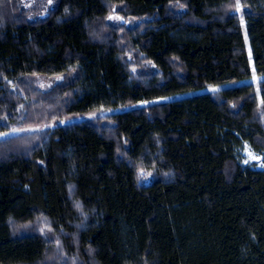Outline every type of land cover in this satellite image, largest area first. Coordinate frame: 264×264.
<instances>
[{
	"label": "trees",
	"instance_id": "obj_1",
	"mask_svg": "<svg viewBox=\"0 0 264 264\" xmlns=\"http://www.w3.org/2000/svg\"><path fill=\"white\" fill-rule=\"evenodd\" d=\"M18 1L0 134L57 124L0 139V264H264V0Z\"/></svg>",
	"mask_w": 264,
	"mask_h": 264
},
{
	"label": "rangeland",
	"instance_id": "obj_2",
	"mask_svg": "<svg viewBox=\"0 0 264 264\" xmlns=\"http://www.w3.org/2000/svg\"><path fill=\"white\" fill-rule=\"evenodd\" d=\"M18 2L20 4L21 8L28 12L30 20H36V19L45 17L47 15L49 9H51L53 7V0H19ZM236 12L237 13L241 12V7H240L239 3H237V5H236ZM107 20L111 21L112 23L125 24L129 27L130 26L133 27L137 23V22L133 21L132 19L127 20V19L123 18L122 16H120L114 12L111 13L107 17ZM246 47H247V52L249 53L248 45ZM251 59H252L251 54H249V62L251 65L252 75L248 80H244L241 83L256 85V84H258V82L260 80L264 79V76L260 77L254 73V69L252 67L253 63H251V61H252ZM140 64H142V63H140ZM143 66H145V65H143ZM27 81L32 85L31 86L32 88H35L32 90H34L36 92V91H44V90L50 89L52 86L55 85V83L58 80L53 78V77L47 78V77H43V76H34V77L29 78ZM15 88H16V90L18 89L17 87H14L12 89L14 90ZM216 90H217V88H210V89H207L206 91L214 92ZM162 101H166V99L157 100L155 102H162ZM104 113L105 112L96 113V114L94 113L92 115L80 117L77 119L62 120V121H59L58 123L63 125V124L73 122V121H81V120L90 121V120H94L96 117L103 115ZM106 113H108V112H106ZM55 124H57V122L51 123L47 126L46 125L45 126L44 125L39 126L38 124H34V123L27 125V123H24L25 127H20L18 129H11L8 132H5V133H9V135H7V136L3 135L4 133H1L0 139H5L8 137H13V136H23V135L25 136V135H28L30 133L41 131L42 129H45L46 127L48 128V127L53 126ZM13 130H15V131H13ZM246 160L248 161L247 163H245ZM254 161H258L256 163L258 168L264 169V156L263 155L262 156L256 155L252 151H250L248 148H245L244 152L242 153V164H249V163H253Z\"/></svg>",
	"mask_w": 264,
	"mask_h": 264
},
{
	"label": "snow or ice",
	"instance_id": "obj_3",
	"mask_svg": "<svg viewBox=\"0 0 264 264\" xmlns=\"http://www.w3.org/2000/svg\"><path fill=\"white\" fill-rule=\"evenodd\" d=\"M13 131H15V130H13ZM3 135H5V136H7V135H9V133H4ZM251 155V154H250ZM248 161L246 160L245 161V163H247ZM141 175H143V173H141ZM77 207H79V205H77Z\"/></svg>",
	"mask_w": 264,
	"mask_h": 264
}]
</instances>
